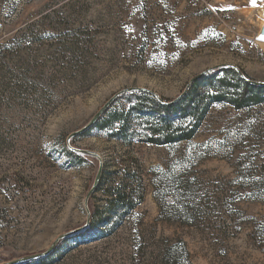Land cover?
Masks as SVG:
<instances>
[{
  "label": "rangeland",
  "instance_id": "374dc122",
  "mask_svg": "<svg viewBox=\"0 0 264 264\" xmlns=\"http://www.w3.org/2000/svg\"><path fill=\"white\" fill-rule=\"evenodd\" d=\"M263 25L264 0H0V264L44 253L85 226L100 159L73 163L64 146L109 99L142 87L174 100L222 64L264 81ZM193 141L200 147L73 137L109 175L139 173L145 200L105 234L80 237L82 228L61 238L47 264H172L180 239L194 264H264V238L249 236L264 231V104H214ZM180 163L206 198L221 199L197 227L165 219L155 198L164 169ZM99 185L90 218L106 205ZM229 218L241 221L235 237L223 226Z\"/></svg>",
  "mask_w": 264,
  "mask_h": 264
},
{
  "label": "trees",
  "instance_id": "16d2710c",
  "mask_svg": "<svg viewBox=\"0 0 264 264\" xmlns=\"http://www.w3.org/2000/svg\"><path fill=\"white\" fill-rule=\"evenodd\" d=\"M241 72L253 80L237 66H218L192 82L174 103L173 99L160 98L156 93L147 90L123 93L83 135L107 132L110 137L126 145L137 141L142 144L176 147L185 142L190 146L200 147L201 144L194 143L193 140L214 104H228L236 110L251 109L264 104V85L246 80ZM123 100L128 107L124 106ZM121 103L123 106H119ZM64 151L68 160L73 163L82 164L87 161L85 155L75 152L67 144ZM195 154L189 153L186 157L192 159ZM184 164L164 169V180H160L154 194L158 203L164 205L165 219H168L165 217L168 213L171 217L169 220H179L183 225L197 227L203 224L211 210L218 211L222 203L220 197L206 198V193L200 192L201 189L196 186V179L185 178L180 171ZM118 173L113 171L109 175V172L103 171L98 190L105 189L106 205L102 211L92 213L91 223L80 233V237L105 234L123 219L134 215L144 202L142 176L136 171H126L121 179H117ZM109 180L111 185L105 188ZM168 197L173 199L172 203H168ZM228 222L224 221L223 226H227L235 237L241 230V221L229 218ZM249 236L252 239H257V236L264 238V231L255 227ZM177 250V258L172 264H194L184 239H180ZM50 255L40 259L39 264H47Z\"/></svg>",
  "mask_w": 264,
  "mask_h": 264
},
{
  "label": "water",
  "instance_id": "95a60500",
  "mask_svg": "<svg viewBox=\"0 0 264 264\" xmlns=\"http://www.w3.org/2000/svg\"><path fill=\"white\" fill-rule=\"evenodd\" d=\"M264 35V25L261 29V34L260 36ZM259 36V37H260ZM259 41L261 42H264V40H261L259 39ZM223 65H233V64H222V65H219V66H223ZM235 66V65H233ZM212 69H208V70H205L199 74H197L196 76H194L190 82L188 83V85L186 86V88L184 89V91L182 92L181 95H179L177 98H175L172 103L176 102L177 100H179V98L186 92V90L189 88V86L192 84V82H194L197 78H200L202 76H204L206 73H208L209 71H211ZM242 76L252 82V83H255V84H258V85H264V81H255V80H250L248 79L242 72H241ZM143 90H147V91H150L148 89H145V88H142V87H128V88H125L121 91H119L118 93H116L111 99H109L104 105L103 107L93 116V118L89 121V123L87 125H85L83 128L79 129L78 131H75L74 133H72L68 139V146L74 150L75 152L77 153H80V154H83L85 156H95V157H98L100 159V166H99V170H98V173H97V176H96V180H95V183L89 193V195L87 196L86 200H85V206H86V210H87V214H88V219H87V222L85 224L84 227L82 228H87L90 224V221H91V218H90V209L88 207V198L90 196V194L97 188V186L99 185L100 183V180H101V177H102V173H103V161L102 159L94 152H91L89 150H85V149H81V148H77V147H74L73 145L70 144V140L77 136V135H80L84 132H86L88 129H90L94 123L106 112V110L111 106V104L115 101V99L120 96L121 94L123 93H126V92H133V91H143ZM161 98V97H160ZM82 228H79V229H75L71 232H68L66 234H63L61 235L55 242L54 244L52 245V247H50L46 252L44 253H40V254H36V255H32V256H28V257H23L17 261H14V262H11V263H8V264H16L18 262H22V261H28V260H32V259H35V258H38V257H41V256H44V255H48L54 248V246L57 244V242L63 238V237H66V236H71L73 234H76L78 233Z\"/></svg>",
  "mask_w": 264,
  "mask_h": 264
},
{
  "label": "snow or ice",
  "instance_id": "6c2138e0",
  "mask_svg": "<svg viewBox=\"0 0 264 264\" xmlns=\"http://www.w3.org/2000/svg\"><path fill=\"white\" fill-rule=\"evenodd\" d=\"M251 4L255 7L257 5V0H251ZM258 39L264 40V35L258 37Z\"/></svg>",
  "mask_w": 264,
  "mask_h": 264
},
{
  "label": "bare ground",
  "instance_id": "6f19581e",
  "mask_svg": "<svg viewBox=\"0 0 264 264\" xmlns=\"http://www.w3.org/2000/svg\"><path fill=\"white\" fill-rule=\"evenodd\" d=\"M263 27V26H262Z\"/></svg>",
  "mask_w": 264,
  "mask_h": 264
}]
</instances>
